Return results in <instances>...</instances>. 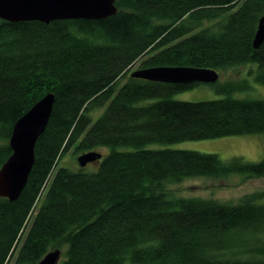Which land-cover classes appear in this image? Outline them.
Returning <instances> with one entry per match:
<instances>
[{
	"label": "trees",
	"instance_id": "obj_1",
	"mask_svg": "<svg viewBox=\"0 0 264 264\" xmlns=\"http://www.w3.org/2000/svg\"><path fill=\"white\" fill-rule=\"evenodd\" d=\"M116 5L104 19H0V168L16 121L55 94L24 190L0 197V264H37L55 249L58 264H264V190L233 203L167 188L193 177L264 178V159L150 146L264 133V99L177 100L197 83L130 73L139 61L219 73L257 64L264 84V42L254 47L264 0ZM101 148L96 171L62 164L69 151Z\"/></svg>",
	"mask_w": 264,
	"mask_h": 264
},
{
	"label": "water",
	"instance_id": "obj_2",
	"mask_svg": "<svg viewBox=\"0 0 264 264\" xmlns=\"http://www.w3.org/2000/svg\"><path fill=\"white\" fill-rule=\"evenodd\" d=\"M118 12L116 0H0V19L20 21L104 19ZM264 42V14L260 17L254 37L256 49ZM132 76L164 83H217L219 71L194 66H155L140 68ZM55 94L48 93L36 102L13 126L9 145L12 154L0 168V197L16 200L24 190L35 163V147L46 130L52 115ZM103 157L92 150L78 156L81 167ZM62 251L47 253L37 264H58Z\"/></svg>",
	"mask_w": 264,
	"mask_h": 264
},
{
	"label": "rangeland",
	"instance_id": "obj_3",
	"mask_svg": "<svg viewBox=\"0 0 264 264\" xmlns=\"http://www.w3.org/2000/svg\"><path fill=\"white\" fill-rule=\"evenodd\" d=\"M210 25L209 22L205 23ZM141 61L134 64L130 73L137 70ZM257 64H247L220 72L217 83L199 82L190 89L176 93L173 98L185 101H204L233 97L237 99H264V84L255 79ZM255 71L254 73H250ZM235 87L230 94L223 91L226 87ZM237 87V88H236ZM151 147L169 146L178 149H190L201 152L217 153L223 159L242 156L249 161L264 159V133L234 135L214 139L188 140L168 145L153 144ZM106 154L108 148L97 149ZM81 155V154H79ZM72 151L65 154L62 164L72 169H79L78 156ZM102 159L89 163L86 171H96ZM170 196L185 198L215 199L222 202L237 203L241 197L256 190H264V178L243 179L242 175L234 174L228 178L193 177L179 182L168 183ZM11 264H14L12 260Z\"/></svg>",
	"mask_w": 264,
	"mask_h": 264
}]
</instances>
